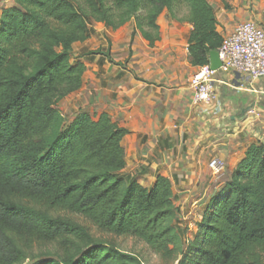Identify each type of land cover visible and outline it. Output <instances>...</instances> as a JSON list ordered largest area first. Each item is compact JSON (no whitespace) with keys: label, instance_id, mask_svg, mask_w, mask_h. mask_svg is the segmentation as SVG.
I'll return each mask as SVG.
<instances>
[{"label":"trees","instance_id":"obj_1","mask_svg":"<svg viewBox=\"0 0 264 264\" xmlns=\"http://www.w3.org/2000/svg\"><path fill=\"white\" fill-rule=\"evenodd\" d=\"M181 6L193 27L191 65L208 66L223 42L208 0H13L2 9L0 264H23L35 243H58L61 254L33 264H144L54 212L133 237L163 258L177 256V264H264V143L248 148L185 244L172 182L158 176L146 188L124 174L129 131L106 113L81 111L67 121L59 110L82 88L86 66L73 63L72 52L91 38L95 23L116 31L136 20L132 36L138 31L154 47L160 16L177 19Z\"/></svg>","mask_w":264,"mask_h":264},{"label":"crops","instance_id":"obj_2","mask_svg":"<svg viewBox=\"0 0 264 264\" xmlns=\"http://www.w3.org/2000/svg\"><path fill=\"white\" fill-rule=\"evenodd\" d=\"M208 1L223 39L247 21L264 29V0ZM12 4L13 0H0V17L2 9ZM166 16L164 12L158 20L165 34L154 47L138 31L132 36L134 25L126 30L122 50L96 55L91 61L81 59L86 66L82 88L67 100L81 98L74 116L90 107L92 116L106 113L129 131L122 145L126 150L124 174L146 188L158 176L167 177L172 182L178 220H190L193 232L210 199L231 177L248 148L264 143V79L248 84L234 74L219 72L215 100L195 105L190 80L200 68L191 65L188 54L193 27L188 20L171 16L165 25ZM95 25L107 32L120 30ZM120 52L122 61L128 62L123 68L116 66ZM249 107L252 112L244 113ZM215 157L224 162L219 176L209 169Z\"/></svg>","mask_w":264,"mask_h":264},{"label":"rangeland","instance_id":"obj_3","mask_svg":"<svg viewBox=\"0 0 264 264\" xmlns=\"http://www.w3.org/2000/svg\"><path fill=\"white\" fill-rule=\"evenodd\" d=\"M139 16L140 17L144 16V11H141ZM176 16H177V19L186 20L189 16L188 10L186 9V7L185 6L179 7L176 10ZM168 18L169 16H166L164 19L165 25L169 22ZM172 19L174 20V18ZM134 25H136V20H132L131 22L127 23L125 27L123 26L122 27L123 29L120 28V30L116 32H112L110 30L107 32L106 30L103 29L102 26L100 27V26L95 25L96 29L92 28L91 38L83 44H77L76 46H74V49L72 52L73 53L72 54L73 63H76L80 61L81 59L91 61L96 58V56L86 57L85 54H87V52H94V51L96 52L97 50H101L103 53L107 54V52H110L111 50H114V49L119 50V51L122 50L123 47L126 45L124 43L125 41L123 40L126 30L130 29ZM164 29L166 28L164 27ZM160 31H161V27H160ZM164 34L165 32L163 33L161 32V38H162V35ZM132 42H131V45L133 44ZM116 59L120 60L119 64H117L116 66H119L120 68L128 66L127 64L128 62L124 63V61H122L124 59H123L121 52H120V55L116 57ZM71 99L64 100V102L61 103L59 106L60 112L63 114V116L66 118L67 121H70L71 118L74 116V111H75L74 107L77 105V102L81 103V100H80L81 98L80 99L76 98L73 100ZM85 109L91 112L90 107L89 108L85 107ZM53 215L61 216V217H68L70 219H74L78 221L79 223L89 228V230L91 231V233L93 234V236L98 242L107 243V244L117 247L118 249L122 251L136 254L142 259L144 264H177L178 263L179 258L177 256H174L172 258H163L161 255H159L158 253L150 249L148 245L144 244L143 242L138 241L137 239L133 237L123 238V237L115 236L112 234L103 233L78 215L75 216L74 214H69L66 212H54ZM200 221L201 220H199V222ZM177 222L179 224L180 223L182 224L180 225L182 227L178 225V228L180 229V232L183 234L182 235L183 243L187 244L189 241H192L191 239H193L194 235L196 234L198 230L199 222L197 223V229H195L193 232L190 231V225H189L191 223L190 220H187V221L177 220ZM59 254H61V247L58 243H49V244L35 243L32 249L28 252L29 259L26 260L23 264H33L40 259L47 258V257H56Z\"/></svg>","mask_w":264,"mask_h":264},{"label":"built area","instance_id":"obj_4","mask_svg":"<svg viewBox=\"0 0 264 264\" xmlns=\"http://www.w3.org/2000/svg\"><path fill=\"white\" fill-rule=\"evenodd\" d=\"M217 52L222 63L220 73L234 74L248 84L264 79V29L256 22L247 21L237 25L234 33L223 39ZM217 73L208 65L200 68L191 78L190 88L195 105L210 104L215 100ZM223 167L224 162L218 157L212 158L209 163L214 176H219Z\"/></svg>","mask_w":264,"mask_h":264},{"label":"water","instance_id":"obj_5","mask_svg":"<svg viewBox=\"0 0 264 264\" xmlns=\"http://www.w3.org/2000/svg\"><path fill=\"white\" fill-rule=\"evenodd\" d=\"M221 66H222V63H221L220 58H219V53L217 51L211 52V54H210V68H211V70L219 73ZM251 109H252V107L246 108L244 110V113L249 112Z\"/></svg>","mask_w":264,"mask_h":264}]
</instances>
